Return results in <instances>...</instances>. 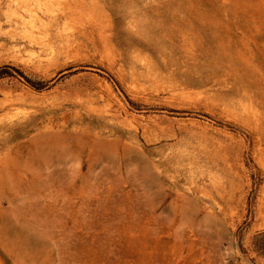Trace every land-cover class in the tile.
Listing matches in <instances>:
<instances>
[{
    "label": "rangeland",
    "instance_id": "rangeland-1",
    "mask_svg": "<svg viewBox=\"0 0 264 264\" xmlns=\"http://www.w3.org/2000/svg\"><path fill=\"white\" fill-rule=\"evenodd\" d=\"M3 67L0 264H264V0H0Z\"/></svg>",
    "mask_w": 264,
    "mask_h": 264
},
{
    "label": "trees",
    "instance_id": "trees-1",
    "mask_svg": "<svg viewBox=\"0 0 264 264\" xmlns=\"http://www.w3.org/2000/svg\"><path fill=\"white\" fill-rule=\"evenodd\" d=\"M22 76L25 77V79L32 85L34 86L36 89H41L43 86H41L42 84H37L36 82L32 81L31 79H29L27 76H25L23 74V72H21L20 70H18L17 68H15ZM7 70V67H3L0 69V71H6Z\"/></svg>",
    "mask_w": 264,
    "mask_h": 264
},
{
    "label": "bare ground",
    "instance_id": "bare-ground-1",
    "mask_svg": "<svg viewBox=\"0 0 264 264\" xmlns=\"http://www.w3.org/2000/svg\"><path fill=\"white\" fill-rule=\"evenodd\" d=\"M45 142H49V140H46V141H42V142H39L37 144V147H38V150L40 148V154L44 155V154H48L49 150H46L47 146L44 144ZM50 145V144H49ZM51 151V150H50ZM51 154V153H49ZM7 166V164H4L3 168L5 169V167Z\"/></svg>",
    "mask_w": 264,
    "mask_h": 264
}]
</instances>
